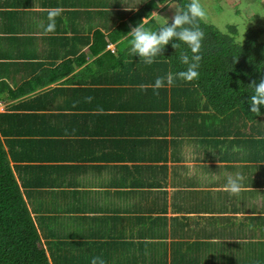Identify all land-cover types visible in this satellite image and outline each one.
Returning a JSON list of instances; mask_svg holds the SVG:
<instances>
[{
    "label": "crops",
    "instance_id": "obj_1",
    "mask_svg": "<svg viewBox=\"0 0 264 264\" xmlns=\"http://www.w3.org/2000/svg\"><path fill=\"white\" fill-rule=\"evenodd\" d=\"M159 1L155 11L163 12V20L152 21L161 25L165 18L170 21L173 17L175 9L172 7L179 6L174 0ZM149 2L0 0L3 135L13 139L41 137L35 131L43 128L45 120L56 130L46 136L48 141L39 149L37 160L24 163L11 159L10 164L12 167L25 164L61 167L64 171L59 177H55L54 171L49 172V182L43 186L25 188H30V192L41 191L38 195L45 196L44 204L57 216L56 221L54 218L51 221L56 230H59L57 226L65 229V239L76 243L74 252L84 250L78 256L89 258L87 242L100 238L99 232L111 222L103 219L115 213L109 199L119 196L124 198L125 209L132 208L128 212L129 230L123 240L134 238L155 243L157 248L150 253L156 254L153 256L156 264H264V181L260 175L262 169L254 167L257 162L239 159L229 166L217 158L212 160L207 151L225 147L228 152H236L238 145L222 142L214 148L204 136L192 133L184 138L173 133V138L168 136L173 140L164 156L157 155L153 149L155 140L161 137L155 130L162 125L172 127L173 102L180 103V94H185L177 84L154 94L151 85L157 77L164 76L163 70L143 64L131 68L128 63L140 57L131 58L127 33L146 16L145 5ZM55 8L62 10L61 15L55 18L54 31L45 34L42 26H47L48 12ZM137 10L136 25L123 26L121 33L125 29L128 32L119 37L114 32L116 38L106 35V43L100 51L91 52L93 33L112 29L118 18L126 20ZM105 52L113 57L106 58L105 65L96 67L98 70H86V63L81 64V57L93 61ZM54 67L58 69H50ZM53 74L59 77L51 80ZM147 79L150 81H145ZM140 84L149 85L147 91H141ZM127 87L128 91L124 89ZM70 92L73 108L67 106ZM87 97L93 98L90 103ZM97 99L108 106L98 109ZM99 118L101 121L97 124ZM13 130L19 133L12 135ZM79 138L84 147L75 148V159H62L60 153L68 146L60 147L55 140L72 142ZM92 150L97 154L136 153L141 161L102 160L94 156ZM175 150L182 159L174 158ZM67 164L76 166L71 167L73 175L69 167H64ZM133 164L152 166L143 167V184H133V176L123 167L127 165L132 169ZM162 164L168 166L166 177L162 180L159 175L156 179L150 168H161L153 166ZM237 164L241 167H236ZM17 172L22 184L25 178ZM237 172L244 177V190L239 196H233L224 190V185L227 175ZM133 189L140 190L141 194H127ZM85 191L93 195L107 194L110 198H103L102 210L85 211L81 197ZM121 191L126 196L121 195ZM38 195L27 196L36 219L38 214H46L44 208L33 210L32 203H36ZM54 201L61 203L60 206L69 201L77 210L73 212L69 205L57 209ZM238 215L241 216L236 219ZM93 216H96L95 221L90 220ZM237 223L239 226L235 227ZM103 239L105 237L99 240ZM120 249L112 248L113 256L120 254ZM109 259L105 264L112 261L113 264H147L142 260Z\"/></svg>",
    "mask_w": 264,
    "mask_h": 264
},
{
    "label": "trees",
    "instance_id": "obj_2",
    "mask_svg": "<svg viewBox=\"0 0 264 264\" xmlns=\"http://www.w3.org/2000/svg\"><path fill=\"white\" fill-rule=\"evenodd\" d=\"M150 1L149 5H145L146 11L144 13L146 16L155 11L160 3L159 0ZM174 1L177 2L179 7H183L189 2V0ZM137 14H139V10L132 11L126 20L120 21L118 18L112 29L93 33L90 40L91 52L97 54L100 51V47L106 43V35L111 39L128 32L125 29L121 33L123 26L130 25V23H132V26L136 25L135 15ZM169 22L171 23V20ZM145 26L153 30L160 27L152 20L148 21ZM238 27L237 24H228L227 31H221L205 19L200 22V28L205 33V39L202 42V60L198 70L200 73L199 79L190 83L181 79L175 81L174 85L177 84L185 95L179 93L180 103L173 102L172 127L162 125L155 130L157 135L161 137L155 140L153 149L157 155L164 156L165 152L168 151L169 143L173 140L168 138L170 135L173 138L172 133L181 138H184L188 133L204 136L205 141L214 144V148H217L218 144L222 142L235 143L238 145L236 152H228L227 148L224 147L217 148L216 151L211 149L206 154L212 160L217 158L229 166H233L234 162L239 161V159L257 162L254 167L262 169L260 175L264 181V105L260 106L262 115L255 116L251 113L248 103L252 94V89L248 85L254 80L259 82L261 78H264V27L248 26L245 33L241 31L239 33ZM114 32H116V37L113 36ZM239 36L241 39H239ZM173 43H178V41H171L163 50V55L157 56L155 58L156 62L146 65V67L161 69L164 76L169 71L177 73L185 70L187 66L181 63L179 54L181 51H188L191 55V52L185 44H182L181 48L176 50L172 47ZM130 56L131 58L139 57L132 54ZM111 57H113V54L105 52L96 60L90 61L85 59L84 56V59L81 57L80 61L81 64L82 62L86 63V70H98L96 67L105 65L106 58ZM140 62V59H130L128 61L131 68L141 67L143 63ZM50 69L56 70L58 67ZM58 77L59 74H53L51 80ZM109 81L108 79L107 82ZM165 88L161 89L165 90ZM124 89L129 90L128 87ZM70 94L72 93L70 92L67 95V106L73 108V100ZM96 104L98 109L108 106L98 99ZM185 115L187 117L184 120ZM99 121H101L100 118L96 121L97 124H99ZM0 123V264H79V261L80 263L89 262L90 264L91 259L97 256L105 262L109 258H118V262L124 258L128 262L142 260L147 264H156V260L153 259L156 254L150 253V251L157 248L155 243L137 241L134 238L123 240V237H126L127 230H129V218L131 219L128 212L132 210L131 206L124 208V198L114 196L109 199L110 197L107 194L95 193L93 195L88 191L81 193L85 211L102 210L101 202L106 197L113 203L114 209L111 210L115 213L113 217L103 219L106 222L111 221L97 235L100 238L105 237V239H93L91 242H87L89 258L84 255L78 256L74 252L76 243L64 237L65 229L57 226L59 227L57 231L55 223L51 222L53 218L56 221L57 216L54 217L51 211L47 209V204H44L46 202L45 196L38 195V192L41 191L30 192V188V191L25 188L43 186L49 182L47 177L49 172L54 171L55 177H59L64 171L60 169L61 167H36L29 164L12 167L10 164L11 159L24 163L37 160L39 149L42 148V144L48 141L46 136L56 130L50 127L45 120L43 128L35 131L40 133L39 136L41 137L5 138L1 120ZM18 133L17 130L12 131V135ZM55 142L60 147L68 146L67 150L60 153L61 158L67 161L75 159V148L82 149L84 147L80 138L74 139L72 142L64 140H55ZM175 152L176 150L173 152L175 159L183 158L179 152H177V155ZM91 153L102 160L141 161L136 153H129L128 155L125 153L117 154V152L97 154L96 150H92ZM238 165L240 164H237L236 167H241ZM250 166L252 167V165ZM64 167H69L72 173L71 167L76 166L67 164ZM123 167L133 176L135 180H133V184L138 185L143 184V167L152 166L133 164L132 169L127 165H123ZM153 167H161L150 168L156 179L159 175L162 176V180L165 179L168 166L162 164ZM15 169L20 171L19 174H23L25 178L23 181L19 178L22 184L17 179L18 172L16 171V174ZM114 185L119 184L114 183ZM158 185H161V183L158 182ZM127 192V194L133 193L136 196L137 193L141 194L140 190L138 192L136 189ZM116 193L118 194V191ZM32 194L34 196L38 195L36 203H32L33 210H43V208L46 210V214H38L37 219L33 216V211L30 209L27 200V196ZM120 194L126 196L122 191ZM99 200L100 206L98 205ZM53 203L57 206L55 207L57 209L67 208L69 205L73 212L77 210L75 206L69 204V201L63 206H60L61 203L57 201ZM72 217L73 215H70L71 219ZM95 217H91L90 220L95 221ZM69 234L71 235V233ZM112 248H121L119 250L120 254L113 256Z\"/></svg>",
    "mask_w": 264,
    "mask_h": 264
},
{
    "label": "clouds",
    "instance_id": "obj_3",
    "mask_svg": "<svg viewBox=\"0 0 264 264\" xmlns=\"http://www.w3.org/2000/svg\"><path fill=\"white\" fill-rule=\"evenodd\" d=\"M163 6V5H162ZM160 6V7H162ZM175 9L174 15L171 18V23L165 18L157 30L146 27L149 18H157L161 15L153 11L146 16L137 26L131 27L127 33L130 45V54L140 57V63L151 65L157 56L163 55V50L171 41H178L173 43L172 47L181 48L182 44L187 45L191 55L188 51H181L179 59L182 64L186 65V69L173 73L169 71L165 76L157 77L154 84L151 85L154 94H159V89L166 86H173L177 79L186 82H192L199 79V68L202 60V42L205 39V33L200 28V22L208 15V10L202 0H189L183 7H172ZM61 9L55 8L48 12L49 23L44 27L45 34L53 32L55 29V18L61 15ZM264 17V16H262ZM252 89V94L248 101L251 113L255 116L262 115L260 106L264 105V78L259 82L252 81L248 85ZM141 91H147L149 85L140 84ZM92 97H87L86 101L91 102ZM244 177L237 172L234 175L228 174L224 190L230 195L239 196L244 190ZM90 264H105L101 257H93Z\"/></svg>",
    "mask_w": 264,
    "mask_h": 264
},
{
    "label": "rangeland",
    "instance_id": "obj_4",
    "mask_svg": "<svg viewBox=\"0 0 264 264\" xmlns=\"http://www.w3.org/2000/svg\"><path fill=\"white\" fill-rule=\"evenodd\" d=\"M202 2L208 10L205 20L214 24L221 31H227L228 24H237L239 26V33L240 31L245 33L248 26L264 27V17H262L264 16V0H240V2L239 0H202ZM174 12L175 10L173 11V15ZM158 13L161 15L160 17L149 18V20L162 21L163 12L158 11ZM239 39H241L240 36ZM188 163L193 164L190 161ZM240 216L235 217L237 219ZM237 226H239L238 223L235 227ZM75 253L79 255L84 253V250H79ZM113 263L112 261L111 264Z\"/></svg>",
    "mask_w": 264,
    "mask_h": 264
}]
</instances>
